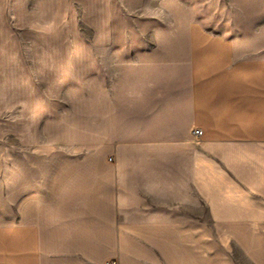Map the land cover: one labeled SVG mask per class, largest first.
I'll use <instances>...</instances> for the list:
<instances>
[{
  "label": "crops",
  "instance_id": "crops-1",
  "mask_svg": "<svg viewBox=\"0 0 264 264\" xmlns=\"http://www.w3.org/2000/svg\"><path fill=\"white\" fill-rule=\"evenodd\" d=\"M158 67L141 132L118 137L135 139L59 184L38 182L35 154L0 166V264H264V55L192 24Z\"/></svg>",
  "mask_w": 264,
  "mask_h": 264
},
{
  "label": "rangeland",
  "instance_id": "rangeland-1",
  "mask_svg": "<svg viewBox=\"0 0 264 264\" xmlns=\"http://www.w3.org/2000/svg\"><path fill=\"white\" fill-rule=\"evenodd\" d=\"M192 24L264 55V0H0L1 177L35 154L38 182L59 184L135 139L118 137L141 132L142 78L186 55Z\"/></svg>",
  "mask_w": 264,
  "mask_h": 264
},
{
  "label": "built area",
  "instance_id": "built-area-1",
  "mask_svg": "<svg viewBox=\"0 0 264 264\" xmlns=\"http://www.w3.org/2000/svg\"><path fill=\"white\" fill-rule=\"evenodd\" d=\"M193 140L195 143H199L202 140V131L201 130H194L192 132ZM110 162H114L113 158H109ZM109 264H118L117 262H111Z\"/></svg>",
  "mask_w": 264,
  "mask_h": 264
}]
</instances>
